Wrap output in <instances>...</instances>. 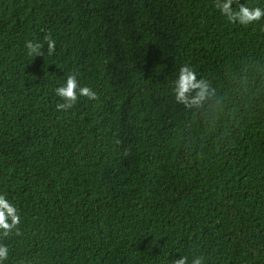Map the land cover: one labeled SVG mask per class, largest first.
Masks as SVG:
<instances>
[{
    "label": "trees",
    "instance_id": "trees-1",
    "mask_svg": "<svg viewBox=\"0 0 264 264\" xmlns=\"http://www.w3.org/2000/svg\"><path fill=\"white\" fill-rule=\"evenodd\" d=\"M215 3L0 0V194L21 217L0 264H264V17ZM184 64L200 106L175 100ZM70 74L98 99L57 110Z\"/></svg>",
    "mask_w": 264,
    "mask_h": 264
},
{
    "label": "clouds",
    "instance_id": "clouds-1",
    "mask_svg": "<svg viewBox=\"0 0 264 264\" xmlns=\"http://www.w3.org/2000/svg\"><path fill=\"white\" fill-rule=\"evenodd\" d=\"M234 0H216L215 7L219 9L223 16L229 22L249 25L253 22L260 21L264 17V9L260 7H249L240 4L238 10H234ZM47 43V54L52 55L55 51V40L49 33L44 37ZM29 56L44 55L43 44L34 43L31 40L25 42ZM172 92L175 94L177 103L185 107L200 106L209 96L208 82L203 78H197L196 72L191 66L184 64L178 70V76L173 82ZM55 95L62 102L56 104L57 110L66 111L72 108L79 97H87L89 100H96L98 96L92 88L78 84L77 75L70 74L66 82L55 88ZM21 221L17 208L6 199L5 195L0 194V235L8 237L15 230L19 235V224ZM8 246L0 244V261L8 259ZM172 264H204L203 256H194L189 262L187 256L181 255L172 261Z\"/></svg>",
    "mask_w": 264,
    "mask_h": 264
}]
</instances>
